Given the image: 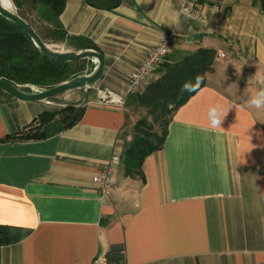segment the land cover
<instances>
[{"label": "crops", "instance_id": "1", "mask_svg": "<svg viewBox=\"0 0 264 264\" xmlns=\"http://www.w3.org/2000/svg\"><path fill=\"white\" fill-rule=\"evenodd\" d=\"M262 4L194 0L184 13L176 0H123L110 10L65 0L55 23L104 55L97 90L125 95L129 73L166 34L177 44L165 63L199 48L215 57L140 173L125 171L131 94L120 106L92 93L73 125L0 141V226L20 236L0 242V264H264V108L249 106L264 73ZM47 101L1 96L0 138L56 108ZM212 104L235 106L222 128L208 126ZM113 151L119 160L105 193L93 178Z\"/></svg>", "mask_w": 264, "mask_h": 264}, {"label": "trees", "instance_id": "2", "mask_svg": "<svg viewBox=\"0 0 264 264\" xmlns=\"http://www.w3.org/2000/svg\"><path fill=\"white\" fill-rule=\"evenodd\" d=\"M123 0H86V2L100 9H113ZM262 6L264 7V0ZM17 13L25 19L28 14L40 8L45 18L52 19L54 22L57 15L62 11L65 0H11ZM57 25V24H56ZM32 26V25H31ZM60 38L73 50L77 49H96L94 44L83 36L67 34L59 25ZM215 51L213 49L199 48L193 53L183 56L174 63L163 62L167 66L166 72L157 80L149 82L147 89L139 96V103L143 107L154 109H167L168 117H165L161 126L160 134L156 141L150 142L143 135L141 127L144 125L142 119H139L135 126L132 141L125 152V171L128 174L140 173L141 163L146 155L159 149L167 132V122L171 113L181 104H183L193 93L184 92L181 94L180 87L183 82L194 80L197 75L204 77L205 73L212 69ZM80 61V60H79ZM78 61V62H79ZM75 62H54L43 56L33 44L29 36L19 26L5 19L0 15V77L19 85L23 90L30 91L32 87H22L23 84L35 85L36 89L48 88L60 82L68 80L74 76L83 74L76 71L69 75L67 69ZM93 69V68H92ZM91 69V70H92ZM89 73V72H88ZM204 85V81L201 87ZM0 95L7 98L12 96L0 90ZM51 99V98H50ZM67 106L64 109H69ZM84 109H82L80 116ZM61 111H43L29 124L24 126L19 132L7 134L0 138V141H16L27 139H41L52 132H57L67 128L77 122V118L71 120L58 129L47 131L44 127L47 124L40 122L46 116L59 114ZM166 114V115H167ZM9 228L0 226V242L6 243L16 241L19 235H10Z\"/></svg>", "mask_w": 264, "mask_h": 264}, {"label": "rangeland", "instance_id": "3", "mask_svg": "<svg viewBox=\"0 0 264 264\" xmlns=\"http://www.w3.org/2000/svg\"><path fill=\"white\" fill-rule=\"evenodd\" d=\"M13 8L15 9V7ZM41 12L42 10L38 8L35 11H33L32 14H28L27 19L31 23L34 30L42 38V40L58 50H67V49L73 50L74 48L68 46L66 42L60 38L61 30L58 27H56L57 26L56 23L52 19L45 18ZM172 54H173L172 57L174 58V55L176 54L174 53V49L168 54L166 58L168 57L170 58ZM171 62L174 63L175 60L174 61L172 60ZM92 68L93 66L91 65V63L86 59H84L68 67L67 71L69 75H72L76 71L78 72L81 71V73L83 72L88 73L89 71H91ZM166 69L167 66H164V64L162 63L159 66V68L156 70V73L158 71L161 72L158 77L164 74V72H166ZM157 78L155 77L152 78L150 82L157 80ZM148 84L149 83H146L139 91L128 96L126 100V106L128 105L132 107L130 108V111L131 113H133L135 123L139 119H142V121L144 122V125L142 126L145 127L144 129L143 127H141V131L143 130L142 131L144 132L143 135L147 137L146 140L150 142H154L156 141L157 135L160 134L161 126L163 125V121L165 117H168V114H167V109L159 108V105H157L154 109H151L150 107L148 108L143 107L140 105L139 96L142 94L144 90L147 89L146 86ZM31 86L36 87L35 85H30V84H25V85L23 84L22 87L30 88ZM104 89L105 88L102 87L99 90H104ZM99 90H97V88L91 85L84 89L65 91L52 97L51 99H48L47 102H50L51 105H54V107H56L52 111H61V112L58 115L55 114L52 116H46L40 121L47 124L46 127H44L45 130L52 131L60 128L61 126L66 125L71 120H74V118L79 119L80 113L84 108L83 104L87 100L86 99L87 96L92 95V93H97L99 92ZM1 96L3 95H0V97ZM67 106H71V108L61 110L62 108H66Z\"/></svg>", "mask_w": 264, "mask_h": 264}, {"label": "water", "instance_id": "4", "mask_svg": "<svg viewBox=\"0 0 264 264\" xmlns=\"http://www.w3.org/2000/svg\"><path fill=\"white\" fill-rule=\"evenodd\" d=\"M0 15L25 31L38 51L51 61L75 62L91 59L96 62V65L89 73L74 76L48 88L36 89L32 87L30 91L23 90L19 85L0 77L1 91L23 101H43L65 91L89 87L100 78L105 63L104 55L100 51L92 48L77 50L55 49L51 45L45 43L34 28L23 19L13 7H11V9H6L3 5H0Z\"/></svg>", "mask_w": 264, "mask_h": 264}, {"label": "built area", "instance_id": "5", "mask_svg": "<svg viewBox=\"0 0 264 264\" xmlns=\"http://www.w3.org/2000/svg\"><path fill=\"white\" fill-rule=\"evenodd\" d=\"M180 11L191 13L194 0H176ZM177 44L173 34H166L160 37L157 43L146 52L140 63L129 73L128 83L125 95L117 94L116 92L104 89L96 93L95 101L99 103H117L120 106L124 105L125 97L129 94H134L139 91L143 85L149 83L155 77L156 70L165 61L168 54L175 48ZM223 57V53H219ZM119 160L116 152H112L106 167L102 169L93 180L102 186V191L107 192L109 184L112 180V168ZM106 258L100 257L95 260V263L105 264Z\"/></svg>", "mask_w": 264, "mask_h": 264}, {"label": "clouds", "instance_id": "6", "mask_svg": "<svg viewBox=\"0 0 264 264\" xmlns=\"http://www.w3.org/2000/svg\"><path fill=\"white\" fill-rule=\"evenodd\" d=\"M143 2L147 3L148 0H143ZM0 5H3L6 9H11L12 7L11 0H0ZM256 80L261 85V87L250 98L249 106L254 107L256 109H261L264 108V73L257 74ZM203 81L204 77L201 75H197L194 80L183 82L180 87L181 94H183L184 92L195 93L199 91ZM232 107L235 106L229 105L227 107H224L220 104L210 105L206 113L208 126L213 129L222 128V121L225 118L228 110Z\"/></svg>", "mask_w": 264, "mask_h": 264}, {"label": "bare ground", "instance_id": "7", "mask_svg": "<svg viewBox=\"0 0 264 264\" xmlns=\"http://www.w3.org/2000/svg\"><path fill=\"white\" fill-rule=\"evenodd\" d=\"M11 5H12V2H11ZM12 7H13V5H12Z\"/></svg>", "mask_w": 264, "mask_h": 264}]
</instances>
